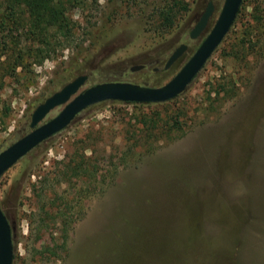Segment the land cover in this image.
<instances>
[{
	"label": "rangeland",
	"instance_id": "374dc122",
	"mask_svg": "<svg viewBox=\"0 0 264 264\" xmlns=\"http://www.w3.org/2000/svg\"><path fill=\"white\" fill-rule=\"evenodd\" d=\"M176 1L188 10L176 7L175 25L165 33L158 29L160 11ZM209 1L215 8L209 27L191 41L189 31ZM259 2L262 26L245 63L229 57L221 44L178 98L190 108L188 132L181 139L162 143L140 161L119 165L134 142L120 119L124 116L133 125V111L164 108L108 103L86 109L36 150L34 156L44 159L49 171L53 161L72 154L76 141L92 136L96 157L105 160L103 170L89 174L82 185L79 219L75 205L65 207L60 198L50 205V212L62 209L70 215L69 227L41 208L40 196L57 188L55 182L36 183L33 189L20 176L31 155L0 178L13 264H264V0H245L238 25L248 24ZM223 3L86 0L70 12L77 30L70 49L57 51L42 65L26 59L25 69L0 75V151L30 131L36 106L79 75L88 76L81 91L107 82L154 88L166 84L211 30ZM2 36L0 50L5 48ZM182 43L187 52L164 71L165 61ZM135 65L144 68L131 72ZM5 107L7 116L2 114ZM135 157L130 154L129 159ZM65 189L70 199L74 189L63 186L60 191Z\"/></svg>",
	"mask_w": 264,
	"mask_h": 264
},
{
	"label": "trees",
	"instance_id": "16d2710c",
	"mask_svg": "<svg viewBox=\"0 0 264 264\" xmlns=\"http://www.w3.org/2000/svg\"><path fill=\"white\" fill-rule=\"evenodd\" d=\"M85 1L0 0V33L3 35L4 40L2 45L5 46V48L0 50V75L13 76L17 69H25L26 59H33L34 63L42 65L46 60L52 59L57 51L70 49L77 39L76 25L70 17V12L74 8L84 5ZM92 1L97 3L99 0ZM244 2L245 0L242 1L231 29L221 43L224 45L222 47L225 51L228 49L227 55L238 61L239 64L245 63L246 58L251 54L249 50L256 46L259 37L258 29L262 26L260 2L252 8L251 19L248 24L238 25L240 15L246 9ZM176 7L183 11L188 10L187 5L179 1L162 9L160 11L161 22L159 30L168 33L174 27L177 18L174 12ZM253 39L256 41L255 44ZM82 53L84 52L80 51V54ZM4 55H6V58L3 60L2 57ZM179 60L174 65H177ZM2 88L3 82H1L0 78V90ZM215 93L218 96L220 91ZM181 96L182 94L169 102L157 104V106L164 108L163 110L149 109L143 111L139 109L133 111L131 114L132 121H134L133 125L125 122L124 116L120 119L123 128L127 127V134L131 132L134 135V142L128 150L130 152L129 155L121 159L119 165L121 163L128 165V163L140 161L142 156L154 152L162 143L176 141L187 134L188 129L185 127V120L190 108L187 106V103L177 102ZM108 103L131 105L135 108H146L151 105V103L137 104L108 101L94 105L88 109ZM7 111L8 108L5 107L2 114L7 116ZM78 119L79 115L74 122ZM40 146L28 154L29 156L31 155L28 160L29 163L25 167L26 171L20 172V176L28 178L29 186L33 189L36 187V183L47 184L54 181L57 188H54L52 191L50 190V192H43L40 196V200L43 203L42 210L46 214L52 213L50 212V205H53L55 200L57 201L60 198L65 207L75 205L79 210H76L75 215L77 216L75 220L79 219L81 217V203L84 198L82 185L89 174L102 171L104 167L103 162H105V160L96 157L97 149L95 148L93 137L87 136L85 139L76 141L73 144L72 154H67L62 160L53 161L54 169L49 171V167L44 166L45 160H38L39 157L34 156ZM135 149L137 150V154L134 152ZM130 154L134 155V157L136 155L134 160L129 159ZM115 174L116 172H112L111 178ZM32 176L36 178L40 177V180L33 183L31 182ZM63 186H71L74 189L70 199L66 195V189L60 191ZM52 196H55V198ZM48 215H54L63 226L67 223L66 226L69 227L73 223L72 220H67L70 215H66L62 209H58L56 212L53 211L52 214Z\"/></svg>",
	"mask_w": 264,
	"mask_h": 264
},
{
	"label": "water",
	"instance_id": "95a60500",
	"mask_svg": "<svg viewBox=\"0 0 264 264\" xmlns=\"http://www.w3.org/2000/svg\"><path fill=\"white\" fill-rule=\"evenodd\" d=\"M242 1L224 0L215 24L198 48L178 73L160 87L107 82L81 91L88 80V76L79 75L65 84L59 91L47 97L33 110L30 117V131L0 152V178L31 151L69 127L78 115L94 105L108 101L159 104L169 102L184 93L229 33ZM214 10L213 2L209 1L189 31V40H198L207 31ZM187 50V44H180L170 54L163 69L169 70L183 57ZM143 68V65H135L130 67V71L138 72ZM57 107L63 108L54 118L42 123ZM13 256L11 225L0 205V264H13Z\"/></svg>",
	"mask_w": 264,
	"mask_h": 264
},
{
	"label": "bare ground",
	"instance_id": "6f19581e",
	"mask_svg": "<svg viewBox=\"0 0 264 264\" xmlns=\"http://www.w3.org/2000/svg\"><path fill=\"white\" fill-rule=\"evenodd\" d=\"M63 107H64V106H63ZM57 108H60V107H57ZM57 108H55L54 110H56ZM54 110H52V111H54ZM52 111H51V112H52Z\"/></svg>",
	"mask_w": 264,
	"mask_h": 264
},
{
	"label": "flooded vegetation",
	"instance_id": "af4514ba",
	"mask_svg": "<svg viewBox=\"0 0 264 264\" xmlns=\"http://www.w3.org/2000/svg\"><path fill=\"white\" fill-rule=\"evenodd\" d=\"M164 67V66H163Z\"/></svg>",
	"mask_w": 264,
	"mask_h": 264
}]
</instances>
